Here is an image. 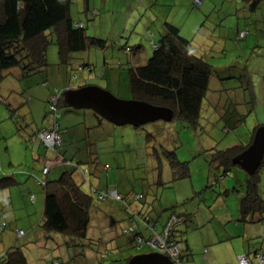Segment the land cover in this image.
<instances>
[{
  "label": "rangeland",
  "instance_id": "374dc122",
  "mask_svg": "<svg viewBox=\"0 0 264 264\" xmlns=\"http://www.w3.org/2000/svg\"><path fill=\"white\" fill-rule=\"evenodd\" d=\"M253 2L157 0L153 5L150 0H90L88 11L84 0H73L72 17L85 23L88 36L105 40L107 48L103 50L100 47H92L76 59L77 65L88 62L93 69V72L88 73L89 78L86 80V72L60 65L58 48L51 36L52 43L48 50L49 66L44 72L30 79L19 80L17 72L14 73L17 70H14L4 79L0 88V138L4 134L10 140H0L4 167H9L7 155L9 156V150L11 152L15 150L16 134L30 131L23 121L24 114L18 113L16 118L12 117L13 107H10V102L15 105L23 103L20 97L22 94L27 100L31 99L32 94L26 90L30 84H37L48 91H54L58 87L62 91L67 86L74 87L81 83L105 89L122 100H132L128 70L122 72L117 67L119 61L126 62L123 48L125 46L137 48V51L150 58L155 44L165 32L162 23L154 18L170 14L178 23L175 25L182 29L181 35L191 41L192 52L218 70V75L211 78L208 95L210 96L212 89L221 87L242 88V91L247 93L248 85H251L257 99L256 104L253 107L248 100L237 97L226 99L223 107L217 108L210 105L205 98L197 127L179 120L156 121L141 127L116 126L101 117L105 126H115L117 130L114 137L111 136V140L98 141L97 148L103 156L102 165L107 166V172H94L93 164H82L90 169L91 174L87 182H83L79 172L76 177L82 190L89 194H92V188L101 190L119 188L120 194L125 196L144 195L141 202L134 203L131 200L130 203L133 210L143 209L145 212L148 211L147 214L154 220H161L158 222L159 231L163 229L162 224L167 225L171 219L172 211L178 215L191 214L192 222L178 227L176 234L178 239L186 241L190 238L193 242L197 236H201L200 233H192L195 227L201 234L204 232L206 237H213L216 240L217 254H223L224 257L233 256L236 244L242 242V239L235 237L236 219L232 217L233 214L238 216L239 203L245 194L248 174L235 164L226 175L223 167L218 168L211 164V159L212 150L223 151L236 145H247L251 142L256 127H264V0L256 8L253 7ZM95 10L100 12L99 16L94 15ZM241 29L251 31L243 40L237 38ZM75 74L78 76L77 80L73 79ZM239 92L236 95H241ZM38 99L43 108H40L41 112L36 110V116L43 123L45 118H49L48 103L42 98ZM55 108L59 109L57 117L62 131L66 112L95 116L92 111L85 109L75 110L64 105L60 108L55 105ZM222 109L229 115L221 114ZM78 116L81 117L78 121L84 120L83 115ZM229 116H236V119ZM234 119H241L238 127L233 124ZM30 127L33 130V126ZM92 128L86 131V134L99 132L97 128H101V125L99 126L98 122V127ZM226 128H231V131H225ZM115 142L118 149L111 148ZM26 143L31 147L30 142ZM44 151L47 154L46 163L52 164L49 176L42 172L44 162L37 164L40 156H37L36 162L33 160V151H30L29 157L26 158L29 159L28 164L10 169V172L5 170L3 172L6 174H0L1 178L25 167L30 175L35 176L33 181L38 188L35 193L39 196L36 203L31 202V194H28L27 190L29 183V180L26 181L27 177L0 192V258L11 246L22 247L29 264L58 262L68 264L72 261L73 264H127V258L130 256L153 252L148 246L137 247L131 235H123L116 218L112 220L104 217L103 213L107 212L105 207L110 205L109 203L116 207L118 215L126 216L123 205H120L123 203L112 198L106 202L95 200L96 209L93 210L88 233L92 242L86 241V244L92 243L90 246L92 249L90 247L68 249L60 234H54L49 238L41 237L39 224L43 217L45 194L40 183L47 179L57 180L65 171H74L73 167L59 162L60 157L56 151L48 148ZM155 151L159 152L162 158L163 152H174L179 161L188 163L185 172L188 171L189 174L172 181V171H169L168 163L164 159L160 177V181H164L162 186L159 183ZM15 154L16 158L19 157V152L15 151ZM1 161L0 155V173ZM224 175L226 179L221 181L220 178ZM260 176L258 191L264 198L263 167ZM126 192L128 194H125ZM161 207L165 208L164 217L159 216V212L163 211ZM3 223L7 224L5 230L1 229ZM259 226H264V222L253 225ZM108 229L110 230L107 231ZM21 232L24 235L20 234ZM250 237L251 243L257 240H260V244L263 243V234L259 237ZM200 245L201 243L197 246ZM198 254V258L202 259V254Z\"/></svg>",
  "mask_w": 264,
  "mask_h": 264
},
{
  "label": "trees",
  "instance_id": "16d2710c",
  "mask_svg": "<svg viewBox=\"0 0 264 264\" xmlns=\"http://www.w3.org/2000/svg\"><path fill=\"white\" fill-rule=\"evenodd\" d=\"M261 1L263 0H255L252 4L253 7L256 8ZM84 2L87 10L90 11V0H84ZM72 4L73 0H0V88L4 79L9 74H12L14 70H17L14 73L17 72L16 76L19 80H26L37 76L47 69L49 66L48 50L52 43L51 36H53V41H55L58 48L60 65L71 67L75 71L85 68L89 69L90 73L93 72L88 62L77 65L75 61L80 54L87 52L92 47H100L106 50L107 42L103 39L88 36L85 23L77 21L72 17ZM78 24H82L81 27H78ZM163 27L165 32L159 42L155 44L152 56L146 64L135 66L125 58L126 62L119 61L117 63V67L122 72L128 70L129 87L134 100L146 101L155 106L169 108L174 113L172 121L179 120L193 127H197L199 124L205 98L208 99L210 105L217 108L223 107L226 99H237V97L245 101L248 100V103L254 107L256 99L253 86L251 85H248L249 90L246 91L247 93L242 91V88L226 89L225 87H221V89L216 88L211 90L212 93L209 96L211 78L218 75V70L205 59L196 56L192 52L191 41L181 35V30L178 26L165 22ZM242 33H245V35L242 36ZM250 33L248 29L239 30L237 38L243 40ZM123 49V54L126 53L129 57L131 56L130 58H132V54L137 50V48L129 46H125ZM121 75L123 74L121 73ZM76 78L75 74L74 79ZM85 86L88 85L78 84L73 88L78 89ZM69 88L72 87L67 86L61 91L57 87L47 102V114L52 121V128L54 123H57L59 133V117H55V114L59 115V109L56 112L51 109V100L53 97L59 98L57 104L60 108L63 105V93ZM237 92L241 95H236ZM220 111L221 114L229 115L227 112H223V109ZM229 117L236 119V116ZM99 118L101 121L102 118ZM235 119L233 120V124L235 127H238L241 119ZM258 128L259 126L256 127L255 132ZM45 130L51 131L52 129ZM225 131L229 132L231 128H226ZM251 142L247 145H236L223 151L212 150L211 164L213 166L216 165L218 168L223 167L224 173L226 175L229 174L231 167L235 165L233 162L234 158L245 151ZM62 149L63 145L56 152L64 156ZM155 154L158 161L159 181L160 177H162L161 164L164 159L167 161L170 171H172V181L189 174L188 171L185 172L188 163L179 161L174 152H163V158L159 152L155 151ZM61 164L65 165L64 163ZM75 165L76 167H73L75 168L74 171H65L57 180L50 181L47 179L45 183L44 181L40 183L45 194L44 212L39 224L41 230L40 236L49 238L54 234H60L63 236L64 245L68 249L89 248L92 246V243L86 244V241L90 240L92 242L88 237V233L91 216L93 210L96 209L95 200L102 201L98 198V194L102 191L113 189L118 191L117 188L102 190L101 188H92V194L84 192L76 177L78 169L81 170V165L78 161H76ZM93 166L95 168L94 172H107V166H102L99 162L94 161ZM262 167L264 168V159L260 169L254 175H248L245 181V194L240 200L239 221L241 223H253L256 221V214L264 215V198L258 191ZM87 169L89 170V168ZM80 174H82L83 182H87L91 171L89 170L85 175L83 173ZM226 175L221 176V181L226 179ZM159 183L162 186L164 185L163 180ZM11 184H18L14 176L5 175L1 177L0 191H3ZM118 193L121 199L115 200L123 203L124 211L129 219L128 225L122 230V234L126 236L131 235L136 246L139 247L135 241V236L130 232L126 233L125 230L129 229L133 222H137L136 220L140 218L145 222H155L147 212L133 210L132 203H130L131 200L134 203L141 202L144 199V195L141 194L142 198L136 200L135 198L138 194L131 197L130 194L125 196L120 194L119 191ZM106 201L108 199L102 202ZM173 215L178 216L181 222L171 231V237L175 242L183 246L181 257L185 264L183 258L185 243L183 240L178 239V235L176 234L178 227L192 222L193 217L189 213L178 215L173 212ZM260 220L262 221V218ZM6 227L7 224L5 223L1 225V229L3 230ZM139 227L142 234H144L146 232L144 226L141 224ZM164 227L165 225L162 228ZM257 251L264 253L262 249H258ZM207 253L208 249H204L202 253L203 258L206 254V258L204 259H207ZM2 257L0 258V264H29L26 253L20 246H11ZM71 263L73 264L74 262L72 261L68 264ZM58 264L61 263L58 262Z\"/></svg>",
  "mask_w": 264,
  "mask_h": 264
},
{
  "label": "crops",
  "instance_id": "0c3cea01",
  "mask_svg": "<svg viewBox=\"0 0 264 264\" xmlns=\"http://www.w3.org/2000/svg\"><path fill=\"white\" fill-rule=\"evenodd\" d=\"M156 1L157 0H150V3H152L154 5V4H156L155 3ZM194 1L195 0H192V2H194ZM147 7H150V6H147ZM89 8H90V4H89ZM96 12L98 13V15ZM94 15L99 16L100 12L98 10H95ZM154 19H158L162 23L161 24L162 26H164L165 22H170V23H173L174 25L178 24V23H176L175 18H171L170 14H162L157 18L155 17ZM180 30L182 31V29H180ZM241 30H244V29H241ZM248 30H250V29H248ZM124 54H125V59L127 61H129L130 63L134 64L135 66L144 65L149 60V58L146 55L142 54V52H139L137 50L132 54V58H130L131 56L129 57L126 53H124ZM79 72H86V76H87L86 80L89 78L88 77V73H90L89 69L87 70L85 68H82ZM231 77H234V76H231ZM74 78H75V76H74ZM77 79H78V76L74 80H77ZM80 85H88V84L81 83ZM210 86H211V81H210ZM56 89H57V87H56ZM27 90H28L27 92L29 94H32L31 99L27 100L26 98H24L25 97L24 95L23 96L21 95L20 97H22L23 103H21V104L16 103V105H15L9 101L10 102L9 104L11 107H13L12 108L13 114L15 113V115L12 114V117L16 118L18 113L24 114L23 116L25 119L23 121L26 124V126L28 127V129L30 130L29 132H31V133H29L27 131L26 132H18L16 134V136L14 137L17 145L15 146V150L13 149L12 152L9 150V152H8L9 156L7 155V157H8V160L10 162L8 164L9 167H4L5 166L3 164V157L4 156L0 152V155L2 158L1 173L0 174H6L3 172L5 170H7L6 172H10V169L16 168L17 166H21V165L24 166V165L28 164L29 159H26V158L29 157L30 151H33V160L35 162H36L37 156L38 155L40 156L37 164L39 162H44V163H42L43 169L47 164L46 163V155L47 154L44 153L45 152L44 150L46 148H44V146L42 145V141H41V138L39 136V132L44 130V129H50V128L52 129V123H51L52 121H51V119L49 120V118L48 119L45 118L44 119L45 122L42 123L36 116V110H40V112H41V109L43 108V106L41 105L38 98H42V99L46 100V102H48L50 95L53 93V91H51V90L48 91L45 88L43 89L42 86H38L37 84H30V87H28ZM67 90H75V88L72 87V88H69ZM254 95H255V92H254ZM35 97H37V98H35ZM255 99H256V96H255ZM16 101H17V99H16ZM255 101L257 102V99ZM256 102H255V104H256ZM17 109H19L18 112H17ZM85 110L86 111H92V110H88V109H85ZM66 113L67 114L64 116L65 125L63 127L64 128L63 131L60 128V133H61V136H62V139L64 142L63 143V149H62L64 156H62L60 153L57 152L59 154V157H60L59 162L64 163L65 166L76 167L73 165H69L67 163L69 161H72L74 163H76V161H78L81 165V169L82 168L83 169L88 168L86 165L83 166L82 164H94V161L99 162L102 165L103 156H102L101 152L99 151V149L97 148L98 147V141H100V140L103 141L102 139H106L107 141L111 140V138L114 137V134L117 133L116 128H114L115 126L114 127L105 126L100 121V118H99L100 116L98 114H96L95 112H93L95 116H93L91 114H87V113H84V114H75L74 112H66ZM78 115H81V116L83 115L84 120L78 121L81 118ZM47 120H48V123H47ZM98 122H99V126L101 125V128H97L99 130V132H97L95 134H92L91 132H89L88 134H86V131L93 129L92 127H94V128L98 127ZM30 125L33 126V130L30 127ZM98 138H100V139H98ZM1 139L5 140V141H10L9 138L5 137L4 134L1 135L0 140ZM27 141L30 142L31 147H28V144L26 143ZM114 147L116 149H118L116 142L111 146V148H114ZM8 148H10V146H8ZM15 151L19 152V157L17 156V158H16ZM168 168H169V166H168ZM43 169H42V171H43ZM73 169H75V168H73ZM78 171H79V169H78ZM51 172H52V169L50 170V173ZM79 173H81V170L79 171ZM168 174H169V172H168ZM10 175L14 176L16 178L17 183H19V181L21 182L25 177H27L26 181L29 180V183L27 184L28 194H31V196H34V200H33V202L32 201L31 202L36 203L39 199V196H36V193H35L36 190H38V188L36 187V184L33 181L35 179V176L30 175L28 173V171L25 170V167L22 169H19V171L11 172ZM118 190H119V188H118ZM119 192H120V190H119ZM125 194H128V192H126ZM31 196H30V200H31ZM44 203H45V197H44ZM109 204L110 205H107L105 207V210H107V212L103 213L104 217L110 218L112 220H113V218L114 219L116 218L119 222V226L121 229L120 231H122L123 228L128 225V221H129L128 215L125 214L126 215L125 217L122 216L121 214L118 215L116 207L113 206V204H111V203H109ZM120 205H122V204H120ZM168 206H170V204ZM122 208H123V206H122ZM161 208L163 211L159 212V216L162 217L164 215L165 208H163V207H161ZM167 209H169V207ZM100 211L103 212V210H100ZM136 211L145 212V210L143 211V209L142 210L137 209ZM147 213H149V212L147 211ZM172 213H173V211H172ZM182 214H184V213H182ZM182 214H180V215H182ZM237 214H238V216L233 214V217H232V218L236 219L235 220L236 225H235L234 234H235V237H241L242 242H238L236 244V246L234 248L235 251H234L233 256L230 255V256L224 257L223 254H217V249L215 248L216 240L213 239V237H206L204 232H202V234H201V232L196 230L194 227V230L192 233H194V234L200 233L201 236L198 237L196 235L197 238H195V240L193 242L190 238L187 239L186 241H184L185 250H184L183 258H184L185 264H239L238 257L240 255H243V254L249 255L251 257V259L256 262L257 258L255 256V252L258 249H262L264 251V238H263V243H261V244L259 243L260 240L252 241V243H251V239H250L251 237L250 236H253V238L259 237L262 234L264 236V226L253 227V225L256 223L264 222V215L261 216L260 214H256V217H255L256 221L253 223H241L239 221L240 203H239V211L237 212ZM168 217L169 216H167V218ZM261 218H262V221L260 220ZM153 221L158 226V222H160L161 220L158 221V220L153 219ZM123 223H124V225H123ZM164 225L165 224H162V226H164ZM196 225H197V223H196ZM109 230L110 229H108L107 231H109ZM113 233L116 235L115 231H113ZM250 233L252 235H250ZM18 235H19V233H18ZM235 237H232V238H235ZM199 243H201L200 247L197 246ZM239 243H242V244L240 245ZM204 249H208L207 259H204L203 257H202V259L198 258V255H199L198 253L202 254ZM140 255H142V254H140ZM196 255H197V257H196ZM219 256H220V258H219ZM133 257H135V256L133 255V256L128 257L126 263L130 264V261Z\"/></svg>",
  "mask_w": 264,
  "mask_h": 264
},
{
  "label": "water",
  "instance_id": "95a60500",
  "mask_svg": "<svg viewBox=\"0 0 264 264\" xmlns=\"http://www.w3.org/2000/svg\"><path fill=\"white\" fill-rule=\"evenodd\" d=\"M62 103L75 110H92L116 126L141 127L156 121L171 122L174 113L166 107L155 106L141 100H122L97 86H85L63 93ZM264 159V127H259L251 144L234 158L248 175H254ZM130 264H174L168 257L152 252L133 257Z\"/></svg>",
  "mask_w": 264,
  "mask_h": 264
},
{
  "label": "built area",
  "instance_id": "2783aa9c",
  "mask_svg": "<svg viewBox=\"0 0 264 264\" xmlns=\"http://www.w3.org/2000/svg\"><path fill=\"white\" fill-rule=\"evenodd\" d=\"M81 25L82 24H78V27H81ZM244 35L245 33H242V36ZM52 100L51 109L56 112L57 109L55 108V105L58 106L57 103L59 101V98L53 97ZM55 117H57L56 114ZM39 136L41 138L42 145L45 148L57 151L63 145V141L59 133V126L57 123H54L51 131L45 129L40 131ZM67 164L76 166L72 161H69ZM51 167L52 164H46L43 169V174L48 176ZM88 172V169H81V173H83V175L87 174ZM98 198L102 201L110 198L120 200L121 196L119 195L118 191L114 189L109 191H102L100 194H98ZM141 198V194H138L135 199L139 200ZM31 199H34V196H31ZM136 221L137 222H133V224L129 227V229H126L125 232H130L135 236V241L139 245V247L148 246L155 253L168 257L174 264H184L181 257L183 246L180 243L175 242L171 237V231L174 230L176 225L181 222L178 216L172 215L171 219L169 220L167 225H165L161 232L158 231V226L153 222L149 223L147 221H142V218ZM141 224L144 226V230L146 232L148 231L147 234L146 232L142 234V231H140L139 226ZM20 234L23 233L21 232ZM255 256L257 258L256 262L252 260L249 255H240L238 257L239 264H264V253L262 251H257ZM204 258H206V254Z\"/></svg>",
  "mask_w": 264,
  "mask_h": 264
}]
</instances>
